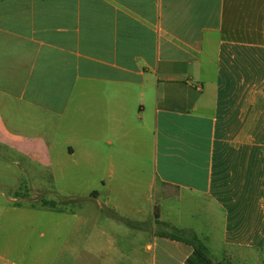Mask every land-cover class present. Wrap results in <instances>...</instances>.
<instances>
[{
	"label": "crops",
	"instance_id": "crops-1",
	"mask_svg": "<svg viewBox=\"0 0 264 264\" xmlns=\"http://www.w3.org/2000/svg\"><path fill=\"white\" fill-rule=\"evenodd\" d=\"M33 45L58 60L56 96L18 78ZM0 166L8 188L58 166L118 192L135 211L106 264H188L174 228L215 262L264 261V0H0ZM154 184L169 209L138 207Z\"/></svg>",
	"mask_w": 264,
	"mask_h": 264
},
{
	"label": "rangeland",
	"instance_id": "rangeland-1",
	"mask_svg": "<svg viewBox=\"0 0 264 264\" xmlns=\"http://www.w3.org/2000/svg\"><path fill=\"white\" fill-rule=\"evenodd\" d=\"M50 1L56 4V0ZM33 16L41 21V13L35 12ZM40 24H34L32 31L35 36H57L56 24ZM36 49L34 45L28 47L20 61L18 78L22 83L49 87L51 96H56L58 60L56 57L37 58ZM43 61L49 68L41 74ZM72 103L73 96L70 106ZM55 118L58 119L57 116ZM50 127L51 133L59 135L52 122ZM50 170L54 179L48 175V182L35 187L27 183L22 188H8L13 181L6 183L10 180L9 174L0 170V264H106L110 251L106 232L128 228L120 216L135 209L130 211L121 205V210H115L113 202L107 204V194L114 198L118 192L97 182L100 176L87 180L83 174L78 180L72 174L68 176L67 172L60 176L58 166ZM120 183L123 182L115 176L112 181L108 180L107 186ZM96 189L101 192L99 199L93 194ZM13 197L16 199L10 200ZM147 198L144 194L138 207L150 210L158 204L163 210L169 209V202L160 197L158 184L149 188ZM45 201H54L55 207L45 204ZM258 264H264V261Z\"/></svg>",
	"mask_w": 264,
	"mask_h": 264
},
{
	"label": "trees",
	"instance_id": "trees-1",
	"mask_svg": "<svg viewBox=\"0 0 264 264\" xmlns=\"http://www.w3.org/2000/svg\"><path fill=\"white\" fill-rule=\"evenodd\" d=\"M45 204H51L52 207H55L54 201H45ZM156 215L158 216V210H156ZM167 235L173 239L185 241L193 247L192 254L187 258L188 264H229L224 261L215 262L207 246L193 230L174 228V231L167 233Z\"/></svg>",
	"mask_w": 264,
	"mask_h": 264
}]
</instances>
